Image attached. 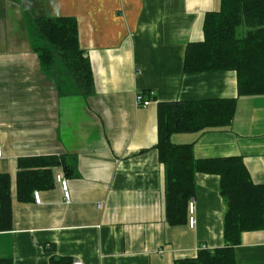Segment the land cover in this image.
<instances>
[{
	"label": "crops",
	"instance_id": "obj_1",
	"mask_svg": "<svg viewBox=\"0 0 264 264\" xmlns=\"http://www.w3.org/2000/svg\"><path fill=\"white\" fill-rule=\"evenodd\" d=\"M221 0H0V174L11 178L12 227L0 259L13 264H177L225 247L220 177L197 174L194 228L167 218L160 162L162 103L236 100L225 129L175 133L196 160L241 158L264 186V96L239 97L235 71L187 73L189 46L204 41ZM70 18L89 61L84 93L61 65L45 69L35 20ZM149 93L153 95L148 96ZM145 95L150 106H137ZM56 157L54 186L18 198L19 161ZM68 182L67 203L56 177ZM236 264H264V232H247Z\"/></svg>",
	"mask_w": 264,
	"mask_h": 264
},
{
	"label": "trees",
	"instance_id": "obj_2",
	"mask_svg": "<svg viewBox=\"0 0 264 264\" xmlns=\"http://www.w3.org/2000/svg\"><path fill=\"white\" fill-rule=\"evenodd\" d=\"M33 47L40 65L57 64L87 93L93 83L89 61L79 46L77 23L70 18L35 20ZM244 28L240 36L239 30ZM187 73L235 71L239 97L264 96V0H221L219 12L207 14L204 41L191 44L185 60ZM236 100L162 103L158 109L160 162L166 168L167 218L172 225L188 219L189 203L195 198L197 174L220 177V191L227 206L224 216L225 247L203 250L197 258L177 264H236L235 248L244 233L264 232V186L253 183L241 158L196 160L191 145L176 146L175 133L225 129L234 119ZM56 157L19 161L18 198L54 186L52 168ZM189 220V219H188ZM12 227L11 178L0 174V233ZM0 264H13L0 259Z\"/></svg>",
	"mask_w": 264,
	"mask_h": 264
},
{
	"label": "built area",
	"instance_id": "obj_3",
	"mask_svg": "<svg viewBox=\"0 0 264 264\" xmlns=\"http://www.w3.org/2000/svg\"><path fill=\"white\" fill-rule=\"evenodd\" d=\"M151 95H153V93H149L148 94V96H151ZM136 103H137V106L146 108V107L150 106L151 101L149 99H146L145 95L138 94L136 96ZM1 155H2V152H1V148H0V157H1ZM56 180L61 185V188L63 190L64 198H65L66 202L70 203L71 202V193L69 191L68 182L66 180H64L61 175H58L56 177ZM34 200H35V202L37 204H40L41 196H40L39 192H35L34 193ZM194 212H195V204H194V202L191 201L189 203V225H190L191 228H194L195 224H196V219H195V216H194ZM202 250H207V249L204 247ZM74 264H82V263L81 262H76Z\"/></svg>",
	"mask_w": 264,
	"mask_h": 264
},
{
	"label": "rangeland",
	"instance_id": "obj_4",
	"mask_svg": "<svg viewBox=\"0 0 264 264\" xmlns=\"http://www.w3.org/2000/svg\"><path fill=\"white\" fill-rule=\"evenodd\" d=\"M244 32H245V31H244V28L240 29V30H239L240 36H242L241 34L244 33ZM64 76H67V72H65V75H64Z\"/></svg>",
	"mask_w": 264,
	"mask_h": 264
}]
</instances>
